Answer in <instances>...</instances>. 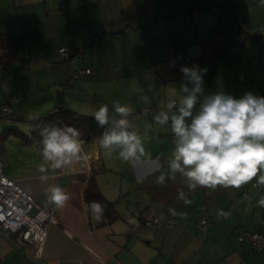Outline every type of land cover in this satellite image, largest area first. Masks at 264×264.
<instances>
[{"label":"crops","instance_id":"0c3cea01","mask_svg":"<svg viewBox=\"0 0 264 264\" xmlns=\"http://www.w3.org/2000/svg\"><path fill=\"white\" fill-rule=\"evenodd\" d=\"M40 1L45 10L55 9L62 16L59 28L58 21L51 27L55 34L65 36L64 47L68 45L73 53L70 59L80 62L78 50L82 45L107 37L131 36L140 48L144 47L143 54L151 49L150 62L161 63L158 67L149 63L152 72L158 74L154 81L157 80L159 87L154 93L159 98L149 100L148 115H145L144 102L141 108L135 109L139 116L130 124L135 129L129 128V131L140 135L145 146V155L138 161L126 162L119 158V148L112 157L105 156L99 146L100 136L90 141L82 139L88 163L76 166L72 173L67 168L50 170L49 180L42 183L37 165L43 158L33 144L18 142L14 146L15 156L0 157L4 174L16 180L43 208L53 212V223L40 249L22 243L17 236L0 232V264H264V249L253 251L247 237L253 232L264 235V208L257 204L264 195V186L248 184L239 189L197 187L190 190L179 173L175 179H166L164 185L158 184V176L168 171L175 136L171 132V120L165 125L154 120L169 101H176L179 106L188 94L183 92V86L189 83L190 90L193 87L180 69L172 71L173 62L180 68L198 65L208 69L203 75V92L198 94L193 116L205 97L216 92L222 91L237 99L246 92L264 96V39L255 38L243 29L235 12L222 6L226 0H208L205 4L201 0ZM206 10L213 18H204L202 12ZM221 10L228 25L220 22ZM220 26L224 28L219 30ZM70 31L72 35H68ZM0 33L12 36V45L16 46L13 35ZM5 56H1L0 62L12 59L13 54L10 59ZM137 56L138 62L143 55ZM83 67L91 68L88 64ZM64 77L53 74L49 78L51 88L58 93L63 91L60 79L65 80L64 84L69 81L68 71ZM160 88L162 93L158 92ZM22 102L15 106L33 117L68 108L62 102L55 105L52 101L39 106L41 110H29ZM190 121L191 118H186V123ZM23 147L27 148L26 153ZM112 170L114 173H109ZM91 181L106 198L115 201L119 216L109 221L103 217L100 222L92 218L88 208L92 201L87 202L83 195L84 187ZM49 184H57L70 193L71 199L65 207L46 206L44 189ZM180 191L191 204L186 205L179 199ZM169 209H174L176 215ZM148 215L162 222L168 219L174 222L146 226L142 219ZM203 216L208 220L204 232L199 229ZM131 225L135 226L133 233ZM238 234H243V238L239 239Z\"/></svg>","mask_w":264,"mask_h":264},{"label":"clouds","instance_id":"9594fccd","mask_svg":"<svg viewBox=\"0 0 264 264\" xmlns=\"http://www.w3.org/2000/svg\"><path fill=\"white\" fill-rule=\"evenodd\" d=\"M180 71L193 87L191 91L186 85L182 87L183 92L188 94L180 100L178 114L170 117L162 111L154 117L159 125L171 120V132L175 136L168 171L162 172L156 182L164 185L166 179H175L179 173L190 190L197 187L239 189L253 181L256 185L264 186V96L246 92L237 99L222 91L216 92L205 97L198 113L193 116L198 94L203 92V75L208 69L193 65L191 68L181 66ZM144 99L147 101L148 97ZM174 106L173 102L167 104L168 109ZM112 110L119 119L111 120L114 127L110 130L104 127L110 123L109 105L101 104L93 113L97 127L103 129L99 137L100 148L109 158L119 148V158L126 162L138 161L145 155V146L140 135L129 131V117L133 108L115 101ZM186 118H191L190 123H186ZM33 119L38 118L29 116V120ZM26 134L31 138V131ZM40 136L43 162L37 165V171L42 183L49 180L50 170L56 172L67 168L72 173L76 171V166L83 167L88 163L84 141L76 127L45 126ZM44 195L46 206L51 205L56 209L65 207L71 199L70 193L57 184H49L44 189ZM179 199L186 205L192 203L183 191H180ZM257 204L264 208V195L260 196ZM88 208L92 218L100 222L104 206L92 201ZM169 212L176 215L174 209H169Z\"/></svg>","mask_w":264,"mask_h":264},{"label":"rangeland","instance_id":"374dc122","mask_svg":"<svg viewBox=\"0 0 264 264\" xmlns=\"http://www.w3.org/2000/svg\"><path fill=\"white\" fill-rule=\"evenodd\" d=\"M207 1L200 2L205 4ZM226 1L227 3L222 2V6L235 12L246 32L251 33L252 36L264 35V0ZM57 13L55 9L45 10L44 3L40 0H0V32L14 36L17 50V54H14L12 59L0 62V101L4 100V97H18L19 101L25 102L29 110H41L39 106L52 101L55 105L62 102L63 106L69 109L91 115L101 104H108L110 108L108 130L114 127L111 120L119 119L112 110L115 101L133 108L134 115L131 114L129 117L130 124L132 121L136 122L139 115L135 109L141 108L142 102L146 106L145 115H148L149 100L159 98V95L154 93L155 88L159 87L157 80L154 81L158 78V74L152 72L150 64L153 63L155 67L161 66V63L158 65L157 62H150L149 56L153 55L151 49L148 50L145 47L148 51L143 54L144 47L140 48L131 36L120 37V39L107 37L104 40H95L89 45H82L78 50L80 62H77L75 58H61L60 48H65L69 54L71 52L68 45L64 47L65 36L55 34V30H52L51 24L58 21V28L61 25L62 16ZM202 15L204 18L212 17L207 10L202 12ZM220 15V22L228 25V22L224 20V11L221 10ZM223 28L220 26L218 29ZM72 34V31L68 32V35ZM4 53V49H1L2 57L5 56ZM139 54L143 57L137 62L135 58L139 57L137 56ZM5 58L9 59L10 56ZM87 64L91 67L89 74L80 78H71L72 70ZM69 66L72 68L71 72H69ZM173 66L172 71L178 72L180 66L175 64ZM67 71L69 81L64 84L65 80L60 79L63 80L60 88L63 91L58 93L51 88L49 78L53 74L64 77ZM161 82H164L163 78ZM187 87L190 90L189 83ZM158 90L159 93L163 92V88ZM144 97H148V100L146 101ZM7 98L3 103L7 101ZM18 102L11 104L9 120L1 118L0 108V157L3 159L15 156L17 152H14V146L17 147L18 142H21L16 131H7L6 128L15 127L25 133L28 131L26 119H29L30 115L20 112L22 108L15 106ZM174 110L169 109L168 114H173ZM14 113L21 114L23 120H21L22 117L12 119L16 117ZM130 129L134 130L135 127L130 126ZM22 149L26 153L27 148ZM109 173H114V170ZM249 184L252 185V183Z\"/></svg>","mask_w":264,"mask_h":264},{"label":"built area","instance_id":"2783aa9c","mask_svg":"<svg viewBox=\"0 0 264 264\" xmlns=\"http://www.w3.org/2000/svg\"><path fill=\"white\" fill-rule=\"evenodd\" d=\"M59 52L61 58L68 59L69 53L65 48H60ZM90 72L89 67L78 68L72 70L71 78H80ZM19 99L18 97L7 98V101L0 106L1 116L8 115L12 111L11 104L18 102ZM172 102L175 105L172 109L178 107L176 101ZM3 167L4 162L0 159V232L17 236V239L22 243L40 249L46 240L49 227L53 223L52 209L43 208L16 180L4 174ZM251 183L256 185L255 181ZM173 222V219L162 222L152 215L142 219V223L146 226H166ZM207 225V218L201 217L199 220L200 231L204 232ZM237 236L242 239L244 235L238 234ZM247 237L251 241L253 251L264 249V235L253 232Z\"/></svg>","mask_w":264,"mask_h":264},{"label":"trees","instance_id":"16d2710c","mask_svg":"<svg viewBox=\"0 0 264 264\" xmlns=\"http://www.w3.org/2000/svg\"><path fill=\"white\" fill-rule=\"evenodd\" d=\"M254 37L264 39V35L261 34L255 35ZM12 38L13 37L10 35L0 33V50L4 49V51H6V56H10V58L12 54H17L14 45H12ZM178 108L179 106L175 108L173 114L178 113ZM163 111L168 113L169 109L164 108ZM34 117H37L38 119L26 120L28 123V131H31V138H29V136L26 134L27 132H22L15 127L6 128V130L16 131L23 143L27 142L33 144L38 152V155L41 157L42 155L40 154V149H42L43 145L41 143L40 131L45 126L54 125L63 127L64 125H72L80 130L81 139L85 141L93 140L96 137H99L103 132L102 128L97 127V124L93 119V115L80 113L76 110L68 108H58L49 112L48 114L36 115ZM1 118L4 120H9L10 116H1ZM14 118L16 117H13L12 119ZM104 127L105 129H108L109 124ZM83 195L87 202L98 201L104 206L105 211L103 217H105V220L109 221L119 216V213L115 207V201L106 198L92 181L87 183V185L84 187Z\"/></svg>","mask_w":264,"mask_h":264},{"label":"water","instance_id":"95a60500","mask_svg":"<svg viewBox=\"0 0 264 264\" xmlns=\"http://www.w3.org/2000/svg\"><path fill=\"white\" fill-rule=\"evenodd\" d=\"M71 54L73 53H70L69 57H71ZM134 231H135V226L131 225L130 232L133 233Z\"/></svg>","mask_w":264,"mask_h":264}]
</instances>
